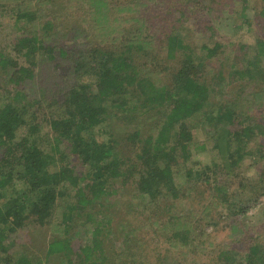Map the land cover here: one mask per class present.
Instances as JSON below:
<instances>
[{"label": "trees", "instance_id": "trees-1", "mask_svg": "<svg viewBox=\"0 0 264 264\" xmlns=\"http://www.w3.org/2000/svg\"><path fill=\"white\" fill-rule=\"evenodd\" d=\"M4 1L0 8L13 14L19 34L8 48L0 44V264H152L151 252L165 259L160 239L170 250L204 234L199 221L192 226L176 212L182 183L193 193H216L224 206L205 224L220 215L252 236L241 255L222 246L191 264H264V221L250 225L252 234L242 221L248 194L256 197L253 215L264 212V37L238 44L233 58L231 41L211 37L198 47L184 29L152 34L139 16L130 30L118 26L128 33L112 29L97 40L62 34L63 23L76 24L72 8L84 3V18L106 11L108 20L154 0H120V7L107 0ZM193 1L214 11V0ZM247 1L229 4L237 29L249 24ZM210 21L204 29L214 36L221 23ZM124 111L138 124L129 132L133 152L121 156L101 134L114 135L108 120ZM194 125L212 136L217 155L187 168L192 148H205L194 144ZM258 165L257 176L247 173ZM235 184L238 192L230 193ZM149 218L158 222L142 230ZM30 224L40 226L39 249L23 247Z\"/></svg>", "mask_w": 264, "mask_h": 264}, {"label": "rangeland", "instance_id": "rangeland-1", "mask_svg": "<svg viewBox=\"0 0 264 264\" xmlns=\"http://www.w3.org/2000/svg\"><path fill=\"white\" fill-rule=\"evenodd\" d=\"M6 4L11 3V1L5 0ZM9 2V3H8ZM36 2L32 3L31 5L34 7L37 4ZM88 2V0H85ZM105 6H110L112 2H114L118 7H120L119 2L120 0H107ZM195 1L192 3H188V0H154L146 7H136L130 8L127 10V18L123 15L121 17H115V15L110 14L107 20V12L105 11L104 16L98 17L96 19L84 18L82 15L86 13V8L84 7L85 4L79 5L77 7L72 8L75 14V21L76 24L72 25L70 23H63L64 26L62 34H90L97 38V40H103L102 34H112V29H115L113 34H125L128 33L126 31L121 32L120 28L118 27L120 24L121 27H126L128 30L132 29L136 23L137 17H141L147 24V29L150 30L152 34H163L170 33L171 31H185L188 32L190 38L193 39L195 44L199 47L200 45L208 42L212 44L213 38L220 39L224 42V40L231 41L233 43L232 46H229L227 49V53L230 54L231 57L234 58L236 55V51L234 50L240 45H250L252 44V38L254 35H261L264 37V13H262V8L264 7V0H248L247 3L248 12L250 16L249 24H245L243 27L238 28L233 24L236 20L239 19L238 15H233L235 20H232L230 16H232L231 8L229 4H235L237 7L240 5L239 0H214L212 2V7L214 11L209 10V8L204 7L203 2L194 6ZM42 7L51 8L48 3L42 4ZM14 7H11L13 9ZM218 15L221 14L219 17H213V13ZM73 14V13H72ZM117 15V14H116ZM85 16V15H84ZM113 19L115 21H113ZM117 19V20H116ZM213 26L218 25L216 22L217 20L221 23L220 29L216 31V34L208 36L209 33L205 31V25L210 23L211 21ZM227 21L228 25L224 22ZM104 22H108L105 25ZM112 23L113 26L116 28H111L110 24ZM236 24V23H235ZM218 27V26H217ZM110 29V33H107L106 30ZM74 32V33H73ZM154 32V33H153ZM156 32V33H155ZM14 34H19L15 31L13 27V14L9 12V9L0 8V44L3 48H8V42L11 41V38ZM66 41V37L64 38ZM61 42V39H59ZM158 51L161 50L160 44L158 45ZM247 82L239 83L241 86L245 85ZM248 84V83H247ZM250 84V83H249ZM125 112V111H124ZM121 112L124 117L121 115H117L118 117L111 118L108 120V125L110 126V131L114 135L108 137L107 134H101V138L104 140L106 138H111L114 142V146L116 147L118 155H127L133 152L134 145L132 144L131 139L129 140V132L135 130V127L138 124V121H130V112ZM263 113V111H261ZM141 132V136L145 135V130ZM192 134L194 137V144L196 146H200L202 143H205V148H192V159L184 164V166L189 167H199V164L202 162L209 163L210 161L215 160L217 150H215L212 146L214 143L212 140V136L207 135L205 132H202V128L194 125L192 128ZM264 142V138H262ZM264 150V146H263ZM249 159V158H248ZM246 162H248L246 160ZM262 166L258 165L255 167L248 168L249 170L247 173L251 174L252 176H257V170L259 171ZM182 168V167H181ZM181 179V178H180ZM185 187V183L180 184V193H184L185 196L178 201L175 202V209L176 212L180 214H184L186 216V220L189 222L190 225L193 226L194 223H200L201 228L204 231V234L199 236L195 239L194 244L188 247H181L178 243H175L174 246H170L165 244L162 239L158 241V247L161 250L163 257L168 253L165 259H160L154 256L153 252L150 254V261L152 264H160L162 261H166V259H171L172 263L177 262L180 260V264H191L194 263L196 260L197 263L204 262L209 258L205 259L209 255L221 248H229L235 251L237 254L241 255L240 253L247 248L248 244L250 243V238L252 236H245L242 235V230L240 231L239 223L233 225L228 221V219L222 218V216H216L215 219H210V223L205 224V220L208 219L207 215H211L215 217V213L218 211H223V205H220V200L217 199L215 196L216 193L210 191V193H193V191L181 189ZM230 193L238 192L236 184L235 188L228 190ZM250 198L251 202H248V216L243 218L242 221L247 225H244L246 228L251 230V226H255L264 221V212H259L256 215H253L255 212L254 207L256 206V197L255 195L248 194L244 198ZM139 201V200H138ZM163 204H166V201H162ZM246 205V204H244ZM245 208V207H244ZM251 209V211L249 210ZM240 218V217H239ZM144 220L141 223V229L146 230L150 228L152 225L153 227L154 222L156 223V219ZM158 222V221H157ZM251 225V226H250ZM28 229L26 230L24 237H27L28 240L24 243V248L34 247L33 249H39L41 247V242L39 239L35 238L39 235L40 226L37 224H30L28 225ZM152 230L154 228H151ZM124 231V229H122ZM150 230V229H148ZM139 232V230H137ZM136 231V232H137ZM147 232V231H146ZM145 232H140V235H144ZM250 234L252 232L250 231ZM48 236V234H47ZM79 236V234H77ZM257 235H254L256 237ZM261 236L264 237V229L261 231ZM73 238H76L75 234L72 235ZM114 238V237H113ZM115 243L120 245L122 242V237L119 235L118 238H115ZM34 243H33V242ZM168 243V242H167ZM172 247V248H171ZM172 249V250H171ZM164 250H167L166 253H163ZM193 250L194 252L190 251Z\"/></svg>", "mask_w": 264, "mask_h": 264}]
</instances>
